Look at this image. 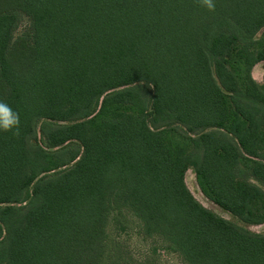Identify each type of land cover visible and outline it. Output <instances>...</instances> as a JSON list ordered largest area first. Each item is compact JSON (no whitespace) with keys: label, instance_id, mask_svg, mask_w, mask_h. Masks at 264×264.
<instances>
[{"label":"trees","instance_id":"1","mask_svg":"<svg viewBox=\"0 0 264 264\" xmlns=\"http://www.w3.org/2000/svg\"><path fill=\"white\" fill-rule=\"evenodd\" d=\"M213 2L0 0V101L20 120L0 132V264H127L107 232L123 212L185 264H264V234L184 182L264 223V0Z\"/></svg>","mask_w":264,"mask_h":264},{"label":"rangeland","instance_id":"2","mask_svg":"<svg viewBox=\"0 0 264 264\" xmlns=\"http://www.w3.org/2000/svg\"><path fill=\"white\" fill-rule=\"evenodd\" d=\"M26 24L27 23L24 21L22 27L18 30L17 34L22 31ZM263 32L264 28L258 32V34L255 36V39H259ZM251 77L257 84H264V61H260L254 65L251 70ZM120 89L122 88L110 90L107 91V93ZM102 97L103 96H101L100 100L102 99ZM43 122L45 121H38L35 124L36 136L33 140H31V143L34 146L46 149L45 141L40 134V127L42 126ZM72 143L77 145V148L78 150H80L81 154L82 148L79 143L76 141H72ZM78 146L80 147V149ZM79 157L80 155L76 158V160L66 166L53 170L49 173L39 175L38 178L30 185L28 189V197H26L19 204H9L7 206L15 208L28 207L32 200L33 187L37 182H39L40 180L52 178L58 175L59 173L71 168L72 165L79 159ZM248 180L252 184L258 185L264 191V185L257 183L251 178H249ZM184 182L192 196L195 198V200L207 210L213 212L217 216L233 223L238 227H242L243 229L251 233L264 234V223H243L237 218L230 215L229 213L223 211L210 201H208L199 189L193 168H189L186 171L184 176ZM4 206L5 205H2L0 207L3 208ZM120 223H123L124 226H121ZM140 225L141 224L140 222H138L137 218L130 216L129 214H127V212H123L117 218L115 215L110 217L107 232H109L111 241H117L118 247H120L124 252H128V255L125 257L127 264H185L181 258L165 249L163 241L159 239H144L139 233ZM4 236L5 234L4 232H2V238H4ZM2 238H0V240H2ZM122 257L124 258V256Z\"/></svg>","mask_w":264,"mask_h":264},{"label":"clouds","instance_id":"3","mask_svg":"<svg viewBox=\"0 0 264 264\" xmlns=\"http://www.w3.org/2000/svg\"><path fill=\"white\" fill-rule=\"evenodd\" d=\"M199 3L208 11L214 10L213 0H199ZM19 123V114L7 103L0 101V132H14L18 130Z\"/></svg>","mask_w":264,"mask_h":264}]
</instances>
